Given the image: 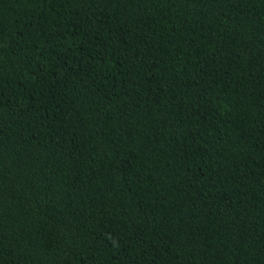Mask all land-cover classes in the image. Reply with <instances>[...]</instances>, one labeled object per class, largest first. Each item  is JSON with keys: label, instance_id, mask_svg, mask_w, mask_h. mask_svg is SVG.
<instances>
[{"label": "trees", "instance_id": "obj_1", "mask_svg": "<svg viewBox=\"0 0 264 264\" xmlns=\"http://www.w3.org/2000/svg\"><path fill=\"white\" fill-rule=\"evenodd\" d=\"M0 264H264V0H0Z\"/></svg>", "mask_w": 264, "mask_h": 264}]
</instances>
